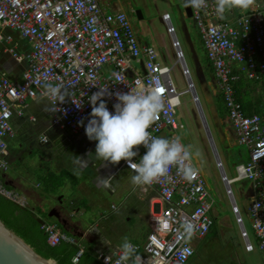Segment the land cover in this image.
Returning a JSON list of instances; mask_svg holds the SVG:
<instances>
[{"label":"built area","instance_id":"1","mask_svg":"<svg viewBox=\"0 0 264 264\" xmlns=\"http://www.w3.org/2000/svg\"><path fill=\"white\" fill-rule=\"evenodd\" d=\"M237 12L235 22L224 21L215 12L214 0H207V7L192 9V19L215 69L216 87L228 110V124L238 143L250 150V162L239 164L233 179L226 175L220 158L217 166L249 251L254 246L232 184L244 179L252 182L254 194L249 210L255 238L264 252V123L257 112L248 114L235 96L238 81L264 79V0H255L252 7L245 11L237 9ZM162 21L171 36L176 63L181 65L188 83V89L183 92H178L172 81L173 66L160 62L152 46L140 44L126 12H109L101 0H0V28L16 31L30 45L25 55L10 50L16 60L27 62L22 80L14 82L7 76L0 79V168L8 169L7 139L14 135L13 116H23L27 99L39 97L44 82L63 84L69 93L65 102L55 108L49 102L52 125L81 134L85 130L78 122L87 123L92 110L89 97L100 87L111 93L104 96V101L114 113L113 106L118 103L116 92L147 91L150 82L155 80L163 85L165 110L149 131L155 137H162L163 132V138L178 136L183 128L176 118L177 108L182 105L180 97L191 93L198 107L200 99L171 15L164 13ZM6 39L11 41V37ZM117 76L120 78L116 79ZM138 152L134 162H139L146 149L140 146ZM190 163L198 170L195 177L185 179L173 167L169 174L171 180L162 178L146 185L158 188L161 206L151 217L153 230L146 242L140 246L134 244L142 264H186L195 254L192 239L207 235L215 223V200L204 175L195 165L194 155ZM122 165L132 172L125 161ZM0 195L16 201L14 193L1 181ZM185 224L193 227L190 238L184 231ZM42 229L51 246L61 242L76 245L75 262L86 252L77 237L63 232L58 224L44 223ZM96 256L99 264H114L112 254L98 252ZM109 257L112 259L108 260Z\"/></svg>","mask_w":264,"mask_h":264},{"label":"crops","instance_id":"2","mask_svg":"<svg viewBox=\"0 0 264 264\" xmlns=\"http://www.w3.org/2000/svg\"><path fill=\"white\" fill-rule=\"evenodd\" d=\"M102 4L106 9L109 7L106 3ZM186 8L184 7V13L187 16ZM113 9L118 10V7ZM237 15V8H234L226 11L223 19L235 22ZM0 36H2L0 39L2 46L0 47V79L2 76H7L14 82H20L27 62L16 60L10 50L15 49L25 55L30 50V45L16 31L8 28H0ZM7 37H11V41L8 42ZM201 44L205 51L202 41ZM194 55L197 58L195 53ZM198 73L204 79V70L201 65H198ZM213 80L214 85L217 86L216 77H213ZM260 106L263 108L259 110L263 112L260 116L264 123V104ZM256 108L253 104L246 112L251 115ZM23 110V116L14 115L11 121L13 128H17L18 134L13 129L14 135L7 139L8 169L0 168V181L10 191L19 193V195L16 201L1 196L26 208L29 213L37 215L45 223L58 224L63 232L76 236L86 250L80 258L85 262L84 264H98L97 253L112 254L110 249H116L124 237H128L132 244L139 246L144 244L153 230L151 217L154 211H158L161 206L158 188L146 185L133 186L129 178L134 173L124 165L119 167L103 164L94 157L93 162L88 166L93 170V174L85 173L83 168L74 163L75 156L85 159L89 158L87 155L89 153L94 156L96 142L90 141L84 133L77 134L69 129L54 127L51 123L47 99H42L40 96L28 98ZM229 129L233 140L237 141L230 126ZM17 135L19 136L18 145L16 149H13V141ZM10 168L12 172L9 173ZM104 185L110 190L108 193ZM144 188L146 191L143 190ZM57 190H62V195L58 196ZM251 190H253L252 187ZM54 201L58 203L54 204ZM60 201L71 206L72 220L67 218L69 222L66 224V229L58 223L55 217H49L51 209L60 207ZM114 201L120 202L116 205ZM121 203L127 205L128 212L124 213L125 216L118 214ZM42 213L48 214L53 222L43 219ZM83 215L87 219L91 217L90 227L78 222ZM215 216L214 210L215 223L210 232L204 237L195 238L197 242L195 254H198L199 250L204 247H212L216 242L219 249H225L227 257L232 258L231 264H264V252L255 254L254 249L249 251L242 236L245 249L236 250L231 241L221 240L225 238V232L223 229H218ZM224 225L222 228L228 224ZM68 245L74 250L72 261L75 262L77 248L70 243ZM238 245L241 247L240 243ZM210 261L212 257L202 260L198 258L197 264L206 262L210 264ZM220 263V261L219 263L215 261V264Z\"/></svg>","mask_w":264,"mask_h":264},{"label":"rangeland","instance_id":"3","mask_svg":"<svg viewBox=\"0 0 264 264\" xmlns=\"http://www.w3.org/2000/svg\"><path fill=\"white\" fill-rule=\"evenodd\" d=\"M102 3L109 5L107 9L110 12H115L116 10L113 8L118 7V10L128 14L140 44L142 46H152L160 62L173 66L171 72L172 81L177 91L183 92L188 89V83L182 73L181 65L176 63V54L172 46L171 36L162 21L164 13L171 15L186 62L192 73V79L201 106L198 107L196 105L191 93L180 97L182 105L177 108L176 118L178 123L183 125V128H180L177 135L184 145L191 146L194 154L199 152V156L194 155V162L204 175L209 191L215 200L214 210L217 218V227L225 232V238L223 237L221 240L231 241L236 250L238 248L245 249L239 225L232 211L230 198L222 181L221 171L217 166V158L222 161L228 178L233 179L237 176L236 167L239 164L250 162V150L246 145L239 144L236 140H233L228 126V110L224 104L223 96L215 88L216 85L213 82V77H216L215 69L213 65L212 67L209 65L211 62L201 44L198 27H196L193 19L188 18L184 13V0H102ZM134 10H141L143 19H138V16L135 17ZM0 47H2L1 44ZM194 53L204 70V79L198 73V63ZM134 65L141 69L140 64L134 62ZM237 87L242 90L240 98L245 105L254 104L258 109H263L260 108V104H264V79L257 82L244 78L237 82ZM258 114H263V112ZM13 129L18 134L17 128L14 127ZM164 136L165 132L162 133V137ZM18 140L19 136L17 135L13 141V149L17 148ZM10 172H12L11 168ZM251 187L252 182L246 179L238 180L232 184L234 197L254 246V253L259 254L261 250L259 249V242L255 238L249 210L252 202L250 199L252 197ZM62 192V190H57L56 194L60 196ZM14 194H16L17 199L19 193L15 192ZM65 198H67V195H65ZM56 202L58 203V201L53 203L56 204ZM118 202L114 201V204L118 205ZM119 206L118 214L125 216L124 213L128 212L127 205L121 203ZM42 216L43 219L53 222L48 217V214L42 213ZM86 223L85 226L90 227L92 225L91 217ZM225 223L228 225L222 228ZM195 238L191 241L194 248L197 247ZM216 240L218 239L216 238ZM238 243L241 244V247H239ZM68 248L69 245L61 244L58 250ZM225 252V249H219L216 242H214L212 247L200 249L198 254H195L187 264H197L198 258L202 260L210 257H212L210 264H215V261H218V263L220 261V264H231L232 258L227 257Z\"/></svg>","mask_w":264,"mask_h":264},{"label":"clouds","instance_id":"4","mask_svg":"<svg viewBox=\"0 0 264 264\" xmlns=\"http://www.w3.org/2000/svg\"><path fill=\"white\" fill-rule=\"evenodd\" d=\"M254 4L255 0H214L215 12L221 18L226 11L234 8L247 10ZM184 6L200 10L207 7V0H184ZM36 80L39 81L40 77L37 76ZM42 88L40 97L47 99L53 108L69 97L63 84L44 82ZM106 94L111 95L108 89L102 87L93 93L89 97L92 110L87 123L83 120L78 122L84 127L88 139L96 142V147L94 156L91 153L87 154V159L75 156L76 165L86 169L93 162V157L103 164L118 165L125 161L134 173L129 178L133 186L151 185L162 178L171 180L169 174L173 167L185 179L197 175L198 170L190 162L193 155L199 156V152L194 154L191 146L184 145L178 136L171 139L155 137L149 131L159 114L165 110L162 84L153 80L147 91L130 89L129 92H116L118 103L113 106L114 113L108 110L104 101ZM140 146L146 152L139 162H134L139 155ZM183 227L190 238L193 233L192 225L185 224ZM110 251L115 257L114 264H142V257L136 254V247L128 237H124L120 245Z\"/></svg>","mask_w":264,"mask_h":264},{"label":"trees","instance_id":"5","mask_svg":"<svg viewBox=\"0 0 264 264\" xmlns=\"http://www.w3.org/2000/svg\"><path fill=\"white\" fill-rule=\"evenodd\" d=\"M212 67V64L209 63ZM241 89L235 84V96L241 103ZM245 110L247 111L253 104L249 106L243 103ZM255 112L260 110L257 108ZM0 220L6 225L7 228L13 230L18 236L23 238L34 250L42 257L47 259H53L57 264H84L81 259L78 262L72 261L74 250L68 249L58 250L59 245L65 244L61 242L56 246H51L48 243V235L42 226L34 219L33 214L29 213L26 208L21 207L17 203L6 199L0 195ZM68 245V243H67ZM99 264V263H98Z\"/></svg>","mask_w":264,"mask_h":264},{"label":"water","instance_id":"6","mask_svg":"<svg viewBox=\"0 0 264 264\" xmlns=\"http://www.w3.org/2000/svg\"><path fill=\"white\" fill-rule=\"evenodd\" d=\"M187 16L192 18V9L191 7H187L185 9ZM138 19H143V15L141 10L136 12ZM198 65H200L198 58H196ZM85 134V133H84ZM218 159V158H217ZM122 162L118 164L120 167ZM85 173L93 174V170L91 167H87ZM104 189L110 191L106 185H104ZM252 190V196H253ZM251 199V198H250ZM71 206L69 204H64L60 201V207L53 208L49 212V217H55L64 229H66V224L69 220H72V215H70ZM34 219L42 226L45 222L39 218L37 215H33ZM68 218V219H67ZM87 218L83 215L81 220L78 222H82L87 224ZM18 240V242H17ZM20 241V242H19ZM74 248H77L76 245H73ZM57 264V262L53 259H47L38 254L34 248H32L23 238L18 236L13 230L6 227L3 221L0 220V264Z\"/></svg>","mask_w":264,"mask_h":264},{"label":"flooded vegetation","instance_id":"7","mask_svg":"<svg viewBox=\"0 0 264 264\" xmlns=\"http://www.w3.org/2000/svg\"><path fill=\"white\" fill-rule=\"evenodd\" d=\"M137 11H138V10H137ZM137 11H135V10L133 11L135 17L137 16V15H136V12H137Z\"/></svg>","mask_w":264,"mask_h":264},{"label":"bare ground","instance_id":"8","mask_svg":"<svg viewBox=\"0 0 264 264\" xmlns=\"http://www.w3.org/2000/svg\"><path fill=\"white\" fill-rule=\"evenodd\" d=\"M17 242H18V240H17ZM20 242V241H19ZM52 264V263H51Z\"/></svg>","mask_w":264,"mask_h":264}]
</instances>
